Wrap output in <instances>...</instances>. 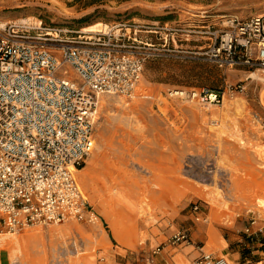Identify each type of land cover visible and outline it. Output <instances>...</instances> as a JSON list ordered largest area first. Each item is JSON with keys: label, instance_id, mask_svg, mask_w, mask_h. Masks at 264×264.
I'll return each instance as SVG.
<instances>
[{"label": "rangeland", "instance_id": "rangeland-1", "mask_svg": "<svg viewBox=\"0 0 264 264\" xmlns=\"http://www.w3.org/2000/svg\"><path fill=\"white\" fill-rule=\"evenodd\" d=\"M260 14L264 0H0V25L30 20L40 23L28 27L31 36L68 42L99 24L146 58L132 97H99L93 150L75 173L86 218L0 235L41 234L26 246L37 264H142L178 232L199 244L196 225L211 226L228 251L260 249L246 230L264 238V76L206 58L231 18ZM191 90L220 92L223 102L204 107L169 95ZM71 224L77 229L66 236Z\"/></svg>", "mask_w": 264, "mask_h": 264}, {"label": "built area", "instance_id": "built-area-1", "mask_svg": "<svg viewBox=\"0 0 264 264\" xmlns=\"http://www.w3.org/2000/svg\"><path fill=\"white\" fill-rule=\"evenodd\" d=\"M28 27L0 25V228L9 232L86 218L89 206L75 173L93 150L99 97H132L146 62L108 30L65 42L50 32L31 36ZM211 41L206 58L219 69L264 76V14L231 18ZM64 67L78 82L62 72ZM169 95L204 107L223 102L220 92ZM258 237L246 230V238H256L264 252V238ZM168 244L176 248L192 241L183 231ZM194 264L227 262L201 252Z\"/></svg>", "mask_w": 264, "mask_h": 264}, {"label": "crops", "instance_id": "crops-1", "mask_svg": "<svg viewBox=\"0 0 264 264\" xmlns=\"http://www.w3.org/2000/svg\"><path fill=\"white\" fill-rule=\"evenodd\" d=\"M73 229H77V227L71 224L65 226L61 231L67 236V234L71 233ZM0 230L3 229L0 228ZM193 238L198 241L199 244H194L191 239L192 244L182 245L183 248L180 249L178 248L181 246L176 248L171 247L164 248L157 255H153V252L152 255L145 254L143 255L145 258H142L144 261L142 264H194L199 258L201 252L209 254L216 259H223L227 264H264V252L262 250H257V247L255 246L254 249L256 250L252 255H255L256 257L249 254H241L240 250L228 251V242L223 238L220 240V237H218L217 233L209 225H196L194 227ZM234 239L235 238L233 237V240ZM215 245L218 250L215 249ZM0 264H11L6 252L3 253V251H0Z\"/></svg>", "mask_w": 264, "mask_h": 264}, {"label": "bare ground", "instance_id": "bare-ground-1", "mask_svg": "<svg viewBox=\"0 0 264 264\" xmlns=\"http://www.w3.org/2000/svg\"><path fill=\"white\" fill-rule=\"evenodd\" d=\"M1 24V23H0ZM18 24H24L27 26H35L36 29H40V23L38 22H34V21H21ZM102 27V30L99 28ZM107 28L102 26V25H94L89 27L88 29L85 30V33L87 34H94L97 32H103L105 31ZM253 77V76H252ZM106 104V103H105ZM107 104H110L107 102ZM104 106V105H103ZM111 106V104L109 105ZM105 107V106H104ZM109 108V107H108ZM223 113V112H222ZM80 174V172L78 173ZM77 176V175H76ZM79 177V176H78ZM82 177V176H81ZM84 183V182H83ZM115 184V183H114ZM82 186V184H81ZM85 187V186H84ZM85 189V188H84ZM262 205V203H261ZM134 206V205H133ZM264 206L262 205V208ZM133 208V207H132ZM148 208V207H147ZM137 210V209H136ZM148 210V209H147ZM135 212V211H134ZM141 212V211H140ZM145 213V212H144ZM263 213V212H262ZM150 218V217H149ZM144 222V221H143ZM114 224V223H113ZM115 226V224H114ZM143 226V224H142ZM113 228V227H112ZM118 228V227H117ZM56 231V230H55ZM40 235L37 232L34 231H25L23 233H19L17 236H10V235H4L1 236L0 235V251H3V253H7L8 257L10 260H12L13 258L15 259L16 257H24L26 259L27 264H37L36 261L33 259V256H31L30 254H28L27 250H26V246L29 248H34L35 244H37V242L40 239ZM114 235V234H113ZM118 236V233L115 232V237ZM125 237V236H124ZM117 239V238H116ZM119 241V240H118ZM120 242V241H119ZM121 244H124L122 241L120 242ZM128 243V242H127ZM61 248V247H60ZM55 254L53 255V258L55 259V256H57L56 254L58 253V251H54ZM66 253V252H65ZM61 256V255H60ZM63 256V255H62ZM75 257V256H73ZM52 258V259H53ZM66 258V257H65ZM20 260V259H19ZM15 259L14 262L11 264H21V262Z\"/></svg>", "mask_w": 264, "mask_h": 264}]
</instances>
